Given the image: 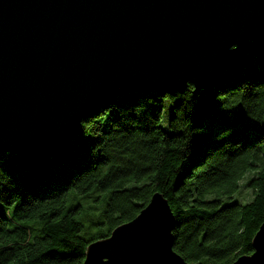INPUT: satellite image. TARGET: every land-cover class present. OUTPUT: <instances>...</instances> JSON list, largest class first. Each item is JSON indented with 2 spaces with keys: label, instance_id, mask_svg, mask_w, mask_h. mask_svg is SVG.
I'll return each instance as SVG.
<instances>
[{
  "label": "trees",
  "instance_id": "obj_1",
  "mask_svg": "<svg viewBox=\"0 0 264 264\" xmlns=\"http://www.w3.org/2000/svg\"><path fill=\"white\" fill-rule=\"evenodd\" d=\"M191 89L98 103L52 156L0 152V264H80L88 242L131 219L153 192L167 201L172 250L185 262L249 254L264 220V42L253 41L210 87Z\"/></svg>",
  "mask_w": 264,
  "mask_h": 264
},
{
  "label": "water",
  "instance_id": "obj_2",
  "mask_svg": "<svg viewBox=\"0 0 264 264\" xmlns=\"http://www.w3.org/2000/svg\"><path fill=\"white\" fill-rule=\"evenodd\" d=\"M253 41L264 42V0H0V152L52 156L94 105L121 94L206 89ZM172 228L153 192L88 242L80 264H189ZM250 246L230 264H264V220Z\"/></svg>",
  "mask_w": 264,
  "mask_h": 264
},
{
  "label": "rangeland",
  "instance_id": "obj_3",
  "mask_svg": "<svg viewBox=\"0 0 264 264\" xmlns=\"http://www.w3.org/2000/svg\"><path fill=\"white\" fill-rule=\"evenodd\" d=\"M169 113H170L169 103L167 102L166 99H164L162 102V111H161V117H160V126L164 129H166V121L169 116ZM250 175H251V172H245L238 180V187L240 188L239 193H237V197H236L238 200L243 201L247 197V193L249 192V190L246 187H244L243 184ZM82 224H83V227L85 228L88 225V221L84 219L82 221ZM98 228L104 229L103 227H89L88 231L90 233H95Z\"/></svg>",
  "mask_w": 264,
  "mask_h": 264
}]
</instances>
